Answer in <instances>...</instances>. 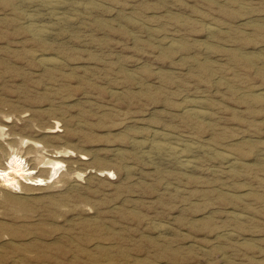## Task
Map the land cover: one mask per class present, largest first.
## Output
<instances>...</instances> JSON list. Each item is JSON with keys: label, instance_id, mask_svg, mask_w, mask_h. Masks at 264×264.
Masks as SVG:
<instances>
[{"label": "rangeland", "instance_id": "obj_1", "mask_svg": "<svg viewBox=\"0 0 264 264\" xmlns=\"http://www.w3.org/2000/svg\"><path fill=\"white\" fill-rule=\"evenodd\" d=\"M48 1L0 0V168L61 162L0 264H264V0Z\"/></svg>", "mask_w": 264, "mask_h": 264}, {"label": "bare ground", "instance_id": "obj_2", "mask_svg": "<svg viewBox=\"0 0 264 264\" xmlns=\"http://www.w3.org/2000/svg\"><path fill=\"white\" fill-rule=\"evenodd\" d=\"M60 3L61 2H59L57 0L48 1V3H47V5L49 7L48 13L51 15L54 14L57 18L61 17V15H59V12L57 11V9H59V7L61 6ZM32 27H33V30L36 31V33L41 34V35L49 32L45 28V27L48 28V26H44L40 23H35V21H34ZM196 112L200 116L204 115L203 111H201V110H196ZM61 130L60 129L52 130V132H58ZM149 147H151V148L153 147V149L157 150V152L154 156H150L152 151H150V152H148L149 150L145 151L147 154L149 153V155H147V156L151 157L152 159H156L155 158L156 156H168L170 158H175V159L179 160L186 167L192 166L191 165L192 160L187 155V151H186L187 149H182L178 145H173L172 143H170L166 140L165 141L163 140V141L152 142ZM32 151H29V152H32ZM53 152H55V151H53ZM51 156H53V155H51ZM81 159L84 160L85 158L81 157ZM224 159H225V161H227V163L232 162L231 156H225ZM6 164L7 165L5 166V168L4 167L0 168V181H1L0 186H1L2 190L6 189L7 191L12 190L13 192L20 193V192H22V190H25V191H27L28 189L29 190L30 189H33V190L36 189L37 190V189H42V187H44V186H47V184H49L51 182L50 180H52V178L53 179L56 178L58 171H57L55 166L61 164V162H59V161L49 162V164H51V166L46 167V168L50 169L48 171L49 176L47 177V175H46L47 178H42L40 176H36L37 175L36 169L29 167L30 163L28 164L27 161L18 153L11 154L9 156V158L7 159ZM111 173L112 172H108V174H111ZM108 174H107L108 178L111 179ZM33 190H31V191H33ZM7 194H9V193H7ZM5 195H6V193H5Z\"/></svg>", "mask_w": 264, "mask_h": 264}]
</instances>
